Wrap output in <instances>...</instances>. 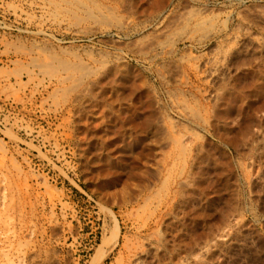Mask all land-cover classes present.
<instances>
[{
    "label": "rangeland",
    "instance_id": "rangeland-1",
    "mask_svg": "<svg viewBox=\"0 0 264 264\" xmlns=\"http://www.w3.org/2000/svg\"><path fill=\"white\" fill-rule=\"evenodd\" d=\"M0 264H264V0H0Z\"/></svg>",
    "mask_w": 264,
    "mask_h": 264
}]
</instances>
